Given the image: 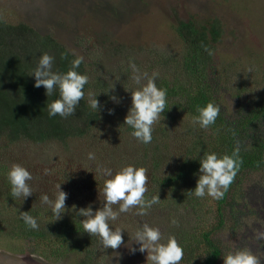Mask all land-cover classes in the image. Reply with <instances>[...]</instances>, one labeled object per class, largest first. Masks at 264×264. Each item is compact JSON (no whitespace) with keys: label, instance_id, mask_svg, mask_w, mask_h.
Instances as JSON below:
<instances>
[{"label":"trees","instance_id":"1","mask_svg":"<svg viewBox=\"0 0 264 264\" xmlns=\"http://www.w3.org/2000/svg\"><path fill=\"white\" fill-rule=\"evenodd\" d=\"M175 21L176 46L169 56L150 49L124 50L125 57L121 52L124 58L108 69L87 49L89 57L85 56L77 69L89 77L85 95L75 112L62 118L49 116L47 110V103L59 98L58 90L48 97L43 86L34 87L31 73L43 53L55 57L54 70L60 72H66L77 55L53 33L41 34L18 21L16 15L14 20L0 15V229L8 231L11 239L23 241L25 252L52 261L74 254L78 264L105 262L113 249H105L100 237L83 231L80 222L87 217L79 213L89 207L95 213L104 206L98 207L93 195L89 198V190L103 194L104 181L109 178L98 169L111 168L115 174L131 164L147 169L146 199L167 195L176 208L182 205L192 209L194 222L183 225L174 218L177 223L171 235L184 249L180 264H224L222 256L230 251L225 238L228 234L233 239L241 237L238 227L244 224L245 196L241 188L259 177L253 185L264 194V89L259 87L247 110L230 109L225 102L230 96L228 82L223 80L229 66L217 59L225 24L218 17L204 15ZM116 55L119 50L112 53ZM130 61L140 73L157 72V87L167 90L165 111L153 125V139L148 144L134 138L124 125L132 106L127 94L131 96L141 86L132 79ZM90 96L100 101L96 112L89 107ZM232 96L245 98L248 90ZM209 102L218 104L220 113L214 124L201 128L193 123V117ZM236 148L239 168L227 190L222 189V198L192 194L202 175L200 161L205 153L222 157ZM89 153L95 159L89 160ZM13 164L27 168L32 175L29 183L33 192L25 199L10 195L6 173ZM57 184L67 193V199L61 218L55 220L41 197L47 194L54 200ZM80 187L89 190L79 195ZM138 210L139 206H134L115 222L109 221L112 230L121 229L123 242L119 248L132 241L144 223L156 226L152 221L155 205L144 216L137 215ZM19 212H31L38 228H29Z\"/></svg>","mask_w":264,"mask_h":264},{"label":"rangeland","instance_id":"2","mask_svg":"<svg viewBox=\"0 0 264 264\" xmlns=\"http://www.w3.org/2000/svg\"><path fill=\"white\" fill-rule=\"evenodd\" d=\"M0 15L11 20L16 15L18 21L41 34L53 33L77 56L89 57V52L86 54L89 49L108 69L125 57L124 50L150 49L164 51L169 56L176 46L175 19L187 20L192 15L218 17L225 24V38L217 59L221 58L225 67L229 66L228 74H223L230 93L225 102L232 110H247L253 105V95L259 87L264 89V0H0ZM118 50L119 55L113 57L112 53ZM121 52L124 57L120 56ZM246 89L247 97L232 96ZM116 91L120 93L119 88ZM127 96L131 98L130 94ZM179 146L182 148L184 144ZM259 180L253 177L241 188L245 196L244 224L238 227L241 237L233 239L226 233L225 240L230 251L247 248L264 264V236L261 235L264 234V194L253 185ZM86 189L89 190L78 188V194ZM90 195L98 207L106 203L99 191L89 190V198ZM168 199L162 195L152 217L165 242L175 227L172 219H180L183 225L195 220L191 208L182 205L176 208L174 201ZM1 230L0 264H78L74 254L52 261L38 253H27L23 241L11 239L8 231ZM133 248L137 250L133 252ZM138 248L132 236V241L123 248L111 251L105 262L99 261L101 264H147V251L141 253Z\"/></svg>","mask_w":264,"mask_h":264},{"label":"clouds","instance_id":"3","mask_svg":"<svg viewBox=\"0 0 264 264\" xmlns=\"http://www.w3.org/2000/svg\"><path fill=\"white\" fill-rule=\"evenodd\" d=\"M209 54L211 55L210 51ZM54 61V56L43 53L31 75L35 77L34 87L43 86L48 97L58 90L59 98L47 103L49 116L59 115L62 118H67L75 112L84 97V88L89 82V77L77 71L83 62L82 56H76L66 72L54 70ZM129 66L133 72L132 79L141 86L131 92L132 106L129 114L125 117L124 125L131 129L130 134L134 138L148 144L153 139V125L160 120L161 114L165 111L167 90L157 87L156 79L159 75L157 72L154 71L151 75L146 72L140 73L136 64L131 61ZM142 79H146L147 82L141 84ZM111 99L116 100V97L112 96ZM88 104L96 112L100 101L97 96H90ZM197 111L198 115L193 117V123L199 124L201 128H207L215 123L220 113V106L209 102L206 106L198 108ZM238 152L239 148H236L231 155L225 154L222 157H218L215 152L205 153L200 161L202 175L191 193L196 197L207 195L214 199L222 198L224 194L222 189L227 190L239 168ZM88 159H95L94 154L89 153ZM98 170L104 176L109 177L104 181L102 190L106 203L102 209L95 213L90 207L82 209L79 214L87 219L80 224L84 232L100 237L105 249L115 250L121 246L123 236L119 227H116L115 230L110 228L109 221L115 222L121 213L129 212L134 206H139L137 215H147V210L159 203L160 199L158 195H153L150 200L145 198L147 191L145 186L147 169L145 167L129 164L122 166L115 174L111 168L107 167ZM47 173L48 170L45 169V174ZM6 179L11 186L10 195L12 198L25 199L32 195L33 189L29 183L32 180V175L27 168L13 164L6 173ZM56 189L54 200H50L49 196L45 194L41 197V201L50 206L52 217L58 220L64 212L67 193L59 190L60 184L56 185ZM113 205H119L117 211L113 210ZM19 215L29 228H38L37 218L31 215V212H19ZM171 223L176 224L177 221L172 219ZM134 235L136 243L139 245L138 251L141 253L147 251L148 253L147 264H180L184 257V249L176 237L169 235L165 242L159 227L144 223L142 229L136 230ZM261 235L264 236V234ZM136 250L132 249L133 252ZM222 258L224 264H261L260 258L247 248L228 251Z\"/></svg>","mask_w":264,"mask_h":264}]
</instances>
